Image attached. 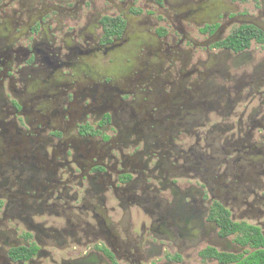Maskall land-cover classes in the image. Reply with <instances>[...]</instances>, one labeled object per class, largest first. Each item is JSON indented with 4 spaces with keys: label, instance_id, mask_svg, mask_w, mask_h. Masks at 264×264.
Returning a JSON list of instances; mask_svg holds the SVG:
<instances>
[{
    "label": "flooded vegetation",
    "instance_id": "flooded-vegetation-1",
    "mask_svg": "<svg viewBox=\"0 0 264 264\" xmlns=\"http://www.w3.org/2000/svg\"><path fill=\"white\" fill-rule=\"evenodd\" d=\"M257 251L264 0H0V264Z\"/></svg>",
    "mask_w": 264,
    "mask_h": 264
},
{
    "label": "trees",
    "instance_id": "trees-1",
    "mask_svg": "<svg viewBox=\"0 0 264 264\" xmlns=\"http://www.w3.org/2000/svg\"><path fill=\"white\" fill-rule=\"evenodd\" d=\"M239 227L236 226L235 227V231L238 229ZM260 237L256 238L254 241L256 243V245H259L260 242ZM248 264H264V252H260L257 251L254 255H252L249 259Z\"/></svg>",
    "mask_w": 264,
    "mask_h": 264
}]
</instances>
